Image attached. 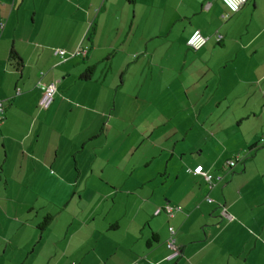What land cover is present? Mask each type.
<instances>
[{
    "label": "crops",
    "instance_id": "obj_1",
    "mask_svg": "<svg viewBox=\"0 0 264 264\" xmlns=\"http://www.w3.org/2000/svg\"><path fill=\"white\" fill-rule=\"evenodd\" d=\"M1 25L0 264H264V0H0ZM196 126L214 158L188 157ZM130 133L148 150L126 160ZM87 189L120 194L112 216L79 212Z\"/></svg>",
    "mask_w": 264,
    "mask_h": 264
},
{
    "label": "rangeland",
    "instance_id": "obj_2",
    "mask_svg": "<svg viewBox=\"0 0 264 264\" xmlns=\"http://www.w3.org/2000/svg\"><path fill=\"white\" fill-rule=\"evenodd\" d=\"M155 99L156 101L154 102L150 110L153 118L161 117L165 115L176 103V97L171 96V95L160 94L159 96L155 97ZM182 116L183 114H180L179 118ZM204 116H207V115L204 114ZM177 120L178 119H175L173 121L174 125H176ZM162 131L163 130H161L159 134ZM135 136H136L135 133H130L129 135H127L125 140L122 143H120V146L116 147L118 148L119 154L122 155L126 160H129V158L131 157L135 158L148 150L147 149L148 147H145V143L140 142V139L137 138V136L135 138ZM198 138H201V129L196 126V128L193 131H190L189 134L187 135V141L188 142L191 141L196 144L198 143L199 145H201V148H198L197 146H195L194 148L189 147V150L187 151V153L189 154L191 152H194V154L188 155V157H194V159L204 158V157L214 158L216 151L212 143L208 141H200ZM228 141L229 142L227 143L231 142L230 140ZM135 143H140V144H136L135 146ZM226 147L231 148V147H234V145H226ZM201 150L203 152L200 155L199 152ZM257 158L258 159H256V162L260 160V157H257ZM176 165L177 163L175 161H173L170 164L171 167H174ZM99 195H105V194L101 192L97 193L94 189H87L86 192L82 194L81 201L78 202L76 200L78 198L77 197L75 201L77 202V208L79 212L81 210H84L86 214L89 212H92L94 214V212L100 213L101 211H104V213L109 212L110 215H108V217L112 216L116 209L117 202L121 200L120 194H117V193L110 194L108 197H111V198L107 200H101ZM80 241L82 244L84 243V241L82 240Z\"/></svg>",
    "mask_w": 264,
    "mask_h": 264
},
{
    "label": "built area",
    "instance_id": "obj_3",
    "mask_svg": "<svg viewBox=\"0 0 264 264\" xmlns=\"http://www.w3.org/2000/svg\"><path fill=\"white\" fill-rule=\"evenodd\" d=\"M233 2H235V0H233ZM245 2L246 0H243V2L239 4L238 8L235 11H233L232 5L229 2H227V0H222L223 5L225 6L227 12L230 14L237 13L242 8V6L245 4ZM221 39H222L221 35H216V42H220ZM206 42H207V38L204 37L199 31H195L187 40V46L191 50H199L205 45ZM88 51H89L88 46L82 45V42H81V44H79V46L75 49V51L72 54H70V56L71 57H74V56L84 57L87 55ZM54 54L62 60L65 59L66 57V53L64 50L56 49L54 50ZM40 75H43V72H40ZM37 86L42 92V96L39 101V106L40 108L46 109L53 100V97L55 94V86L53 83L45 84L41 82H39ZM3 120H4V107H3V101L0 99V125L2 124ZM237 161H238V158L235 157L227 162V166L232 167L236 164ZM193 173L197 175H202L203 178L209 183L210 187L212 185V180L220 179V176H217L214 178L212 174L204 171L202 166H197L196 168H194ZM207 201L210 202L211 200L207 198ZM164 211L171 216V209L169 207H166ZM158 213H160V210L156 212V214ZM224 215H226V213ZM168 230L170 234H173V229L171 227H169ZM167 246L168 248L173 250L174 252L173 256L178 255V249L174 246V240L172 237H170V239L168 240Z\"/></svg>",
    "mask_w": 264,
    "mask_h": 264
},
{
    "label": "trees",
    "instance_id": "obj_4",
    "mask_svg": "<svg viewBox=\"0 0 264 264\" xmlns=\"http://www.w3.org/2000/svg\"><path fill=\"white\" fill-rule=\"evenodd\" d=\"M0 28H2V25L0 26ZM66 53V52H65ZM80 57H82V56H80ZM67 57H65V59H66ZM19 58H18V56H17V54L14 52V51H10L9 52V60L10 61H14V60H18ZM64 60V59H63ZM93 70H94V67H90V68H87L86 69V71H85V74L84 75H81L80 77H79V79L80 80H82V81H87L88 79H90V75L93 73ZM39 83V82H38ZM38 83H37V85H38ZM42 83V82H41ZM45 84H47V83H45ZM48 84H50V83H48ZM55 86V85H54ZM37 88H38V86H37ZM39 89V88H38ZM40 90V89H39ZM17 91V93H19L20 92V90L19 89H17L16 90ZM41 91V90H40ZM55 94H56V87H55ZM55 94H54V96H55ZM53 100H54V97H53ZM53 100H52V102H53ZM51 102V103H52ZM51 103H50V105H51ZM49 105V106H50ZM38 106H39V103H38ZM48 106V107H49ZM3 107H4V104H3ZM47 107V108H48ZM39 108H40V106H39ZM46 108V109H47ZM40 109H43V108H40ZM5 111V110H4ZM4 119H5V115H4ZM4 121V120H3ZM3 123V122H2ZM233 167V166H232ZM229 168H231V167H229ZM52 216H50V215H47V216H45L43 219H42V221L38 224V230H40V231H43V230H45L47 227H48V225H49V223L51 222V220H52ZM156 239H157V237H156V235H153L152 236V240L153 241H156Z\"/></svg>",
    "mask_w": 264,
    "mask_h": 264
},
{
    "label": "clouds",
    "instance_id": "obj_5",
    "mask_svg": "<svg viewBox=\"0 0 264 264\" xmlns=\"http://www.w3.org/2000/svg\"><path fill=\"white\" fill-rule=\"evenodd\" d=\"M227 2L232 5L233 11H235L238 8L239 4L243 2V0H235V2H233V0H227Z\"/></svg>",
    "mask_w": 264,
    "mask_h": 264
},
{
    "label": "snow or ice",
    "instance_id": "obj_6",
    "mask_svg": "<svg viewBox=\"0 0 264 264\" xmlns=\"http://www.w3.org/2000/svg\"><path fill=\"white\" fill-rule=\"evenodd\" d=\"M198 171H199V169H198Z\"/></svg>",
    "mask_w": 264,
    "mask_h": 264
}]
</instances>
